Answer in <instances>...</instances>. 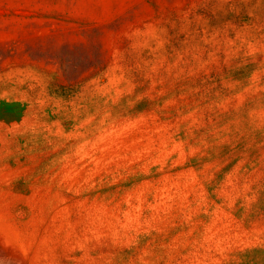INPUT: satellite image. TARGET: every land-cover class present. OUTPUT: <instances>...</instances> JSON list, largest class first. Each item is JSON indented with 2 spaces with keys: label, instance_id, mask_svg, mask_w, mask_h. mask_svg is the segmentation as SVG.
I'll list each match as a JSON object with an SVG mask.
<instances>
[{
  "label": "rangeland",
  "instance_id": "374dc122",
  "mask_svg": "<svg viewBox=\"0 0 264 264\" xmlns=\"http://www.w3.org/2000/svg\"><path fill=\"white\" fill-rule=\"evenodd\" d=\"M0 264H264V0H0Z\"/></svg>",
  "mask_w": 264,
  "mask_h": 264
}]
</instances>
